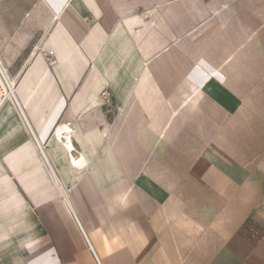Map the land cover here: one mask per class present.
Wrapping results in <instances>:
<instances>
[{"label": "crops", "instance_id": "crops-1", "mask_svg": "<svg viewBox=\"0 0 264 264\" xmlns=\"http://www.w3.org/2000/svg\"><path fill=\"white\" fill-rule=\"evenodd\" d=\"M0 66V264H264V0H0Z\"/></svg>", "mask_w": 264, "mask_h": 264}, {"label": "bare ground", "instance_id": "bare-ground-1", "mask_svg": "<svg viewBox=\"0 0 264 264\" xmlns=\"http://www.w3.org/2000/svg\"><path fill=\"white\" fill-rule=\"evenodd\" d=\"M0 71H1V70H0ZM18 73H19V72H18ZM18 73H17V74H18ZM2 75H3V74H2V72H1V73H0V79H1V81H2V84H3L6 88L10 87L9 85L7 86L8 83H6V78H7V77L4 76V75H3V77H2ZM7 76H8V75H7ZM8 79H9V83L12 84V86H13V84H14L13 82H14V81H13L12 77H11V78L8 77ZM9 89H10V88H9ZM10 93H11V92L8 90V91H7V97L9 98V100H10L11 102H13V101H12V100H13V97H12L13 94L11 95ZM14 99H15V98H14ZM15 103H16V102H15ZM19 116H20V115H19ZM25 124H26V123H25ZM61 129L67 130V128L64 127V126H63V127H60V130H61ZM57 136H58V138H62L61 135H60L59 133H57ZM64 136H66V134H65ZM68 138H69V137H68ZM62 140H63V139H62ZM68 140H69V139H68ZM68 142H69V141H68ZM66 146L68 147L67 144H66ZM72 157H73V155H72Z\"/></svg>", "mask_w": 264, "mask_h": 264}, {"label": "built area", "instance_id": "built-area-1", "mask_svg": "<svg viewBox=\"0 0 264 264\" xmlns=\"http://www.w3.org/2000/svg\"><path fill=\"white\" fill-rule=\"evenodd\" d=\"M6 102V101H5ZM4 102V103H5ZM4 105V104H3ZM2 105V106H3ZM2 106L0 105V109L2 108ZM69 131V129L67 128V130H65V132H68ZM64 147L66 148V150H68V147L64 144ZM70 156V160L72 161L73 160V158L71 157V155H69ZM74 159H76V161L78 162L81 158L79 157V158H76L75 156H74ZM72 163H73V161H72ZM83 166H85V164L83 165Z\"/></svg>", "mask_w": 264, "mask_h": 264}, {"label": "rangeland", "instance_id": "rangeland-1", "mask_svg": "<svg viewBox=\"0 0 264 264\" xmlns=\"http://www.w3.org/2000/svg\"><path fill=\"white\" fill-rule=\"evenodd\" d=\"M0 73L2 72V74L4 75V76H7L8 74L6 73V71L4 70V69H2V67L0 66ZM3 75H2V77H3ZM1 80V79H0ZM4 86V85H3ZM3 89H5V91L7 92L8 91V88H6L5 86L3 87ZM6 96H7V94H6Z\"/></svg>", "mask_w": 264, "mask_h": 264}]
</instances>
